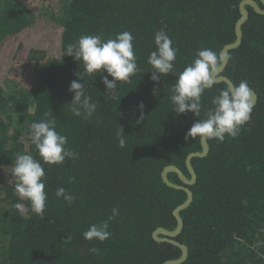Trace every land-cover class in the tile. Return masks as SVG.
I'll use <instances>...</instances> for the list:
<instances>
[{
	"label": "trees",
	"instance_id": "1",
	"mask_svg": "<svg viewBox=\"0 0 264 264\" xmlns=\"http://www.w3.org/2000/svg\"><path fill=\"white\" fill-rule=\"evenodd\" d=\"M242 1L0 0V264H164L180 257L173 246L153 238L158 228L177 227L173 212L187 199L185 191L163 181L162 172L174 165L191 178L186 159L202 145L186 134L229 86L215 83L206 90L198 117L176 114L170 89L198 50L221 54L235 42ZM247 8L242 45L229 53L223 75L236 86L247 81L259 99L238 137L208 141L209 155L192 160L194 201L181 212L184 228L177 237L189 247L187 264H264V15ZM161 30L178 52L174 73L153 82L147 61ZM123 31L134 37L141 72L131 84H118L113 100L99 74L93 80L65 53L82 35L107 40ZM78 72L86 93L98 102L89 119L74 117L67 105ZM141 103L144 119L138 121ZM47 112L78 156L65 165L41 161L47 194L41 219L15 193L10 166L17 153L40 159L30 125ZM120 127L124 148L118 146ZM169 179L184 185L174 172ZM58 188L75 201L58 199ZM18 202L25 204L23 213L14 207ZM114 207L119 214L109 223L111 237L86 241L83 233L107 220ZM92 247L99 254L90 253Z\"/></svg>",
	"mask_w": 264,
	"mask_h": 264
},
{
	"label": "clouds",
	"instance_id": "2",
	"mask_svg": "<svg viewBox=\"0 0 264 264\" xmlns=\"http://www.w3.org/2000/svg\"><path fill=\"white\" fill-rule=\"evenodd\" d=\"M134 37L129 31L118 33L115 38L105 40L102 34L82 35L76 43L67 45L65 56L81 62L84 74L93 80L99 74L101 83L105 86L108 96L113 100L118 98V84H131L132 78L141 69L138 67L133 45ZM156 50L149 54L147 63L151 66V80L158 82L162 77L174 73L178 49L173 46L171 38L163 31H158L154 37ZM226 57L209 48L197 51L193 62L186 66L176 78L170 91V100L174 112L178 115L193 113L198 117L201 113L202 96L220 79V69ZM107 73V75H103ZM69 86L73 98L69 110L74 117L91 118L97 110L98 102H94L86 93L81 74ZM108 77L112 79L109 80ZM155 93V89H153ZM252 89L247 81L242 80L238 86L226 87L212 98L213 107L206 113L205 119H197L186 134L187 138L201 141L224 142L225 137L236 138L242 128L251 120L254 109ZM141 115L138 121L144 119V105H139ZM123 128L117 132L118 146L126 145ZM30 140L35 146L40 159L31 154L17 153L14 163L10 166L14 191L21 201H28L32 212L43 219L47 194L45 192V169L43 164L65 165L66 161L77 158L78 153L66 147L67 137L57 132L56 117L52 112L45 113V119L30 125ZM43 162V164L41 163ZM55 196L62 198L68 204L75 201V196L64 188H58ZM14 207L20 212L25 211L24 203H16ZM112 215L100 224H93L83 233L86 241L103 243L111 237L107 229L109 223L118 214L119 209L113 208ZM99 249L92 247L90 253L99 254Z\"/></svg>",
	"mask_w": 264,
	"mask_h": 264
},
{
	"label": "water",
	"instance_id": "3",
	"mask_svg": "<svg viewBox=\"0 0 264 264\" xmlns=\"http://www.w3.org/2000/svg\"><path fill=\"white\" fill-rule=\"evenodd\" d=\"M261 3L264 6V0H260ZM247 6H250L254 9V11L258 14L264 15V9L259 5V3L256 0H243L240 5V13H241V18L238 20L236 24V40L233 43H230L226 45L222 53L226 57L225 63L222 65L220 69V79L216 81V83H226L228 86L235 87V83L233 82L232 79L229 77L223 75L225 72L228 63H229V53L237 48H239L242 45L243 42V31L242 27L243 25L248 21L250 12L247 8ZM253 93V101H254V106L257 105L258 103V93L255 90H252ZM202 145V150L201 151H196L192 152L187 156L186 159V167L188 172L191 175V178H187L184 172L177 166L170 165L167 166L163 172H162V178L163 181L172 188H175L177 190H183L187 194V199L184 203L179 205L173 212L176 220H177V227L174 230H167L164 228H158L155 230L153 234V238L155 241L159 243H167V244H172L178 249L181 250V256L178 259L175 260H170L166 261L164 264H184L187 262L188 257H189V247L177 240V237L182 233L183 228H184V221L183 218L181 217V212L186 210L194 201V194L193 191L189 188L190 186L194 185L197 182V174L196 171L192 165V160L195 158H205L209 155L210 152V146L208 141H201ZM174 172L178 175L179 179L182 181L184 185H179L176 183H173L169 179V173Z\"/></svg>",
	"mask_w": 264,
	"mask_h": 264
},
{
	"label": "flooded vegetation",
	"instance_id": "4",
	"mask_svg": "<svg viewBox=\"0 0 264 264\" xmlns=\"http://www.w3.org/2000/svg\"><path fill=\"white\" fill-rule=\"evenodd\" d=\"M182 182V181H181ZM154 234V233H153ZM167 244V243H166ZM168 245H170V246H173L174 247V249L176 250V251H180V253H181V250L180 249H178L177 247H175L174 245H172V244H168ZM181 256V255H180ZM180 258V257H179ZM184 264H187V262L186 263H184Z\"/></svg>",
	"mask_w": 264,
	"mask_h": 264
}]
</instances>
